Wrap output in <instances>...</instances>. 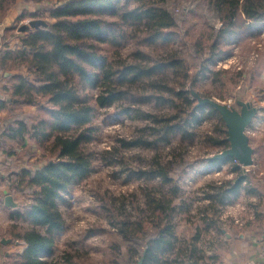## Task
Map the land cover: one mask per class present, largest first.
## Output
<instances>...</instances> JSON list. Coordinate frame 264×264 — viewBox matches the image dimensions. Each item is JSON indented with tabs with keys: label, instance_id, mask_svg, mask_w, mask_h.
I'll use <instances>...</instances> for the list:
<instances>
[{
	"label": "trees",
	"instance_id": "16d2710c",
	"mask_svg": "<svg viewBox=\"0 0 264 264\" xmlns=\"http://www.w3.org/2000/svg\"><path fill=\"white\" fill-rule=\"evenodd\" d=\"M14 1L0 0V25ZM170 1L66 0L29 15L46 24L27 25L14 48H8L5 40L23 24L3 29L0 71L9 75L7 98H0V149L11 140L22 143L29 138L49 156L37 168L22 166L0 177L29 198L8 207L10 218L25 224L14 235L25 244L16 264H77L68 251H57L59 236L67 228L61 204L90 175L99 158L93 145L99 111L112 108L108 120L142 111L148 124L131 137L119 138L120 149H156L160 143L186 141L193 135L192 124L212 118L219 134L213 146L229 147L221 114L209 104L197 105L190 87L195 89L199 73L210 74V63L227 55L232 41L262 30L264 0H184L193 11L204 8L210 14L194 44L198 58L194 73L179 49H171L182 38L179 25L185 6L175 11ZM24 17L22 13L17 21ZM131 43L133 48L124 56L123 49ZM162 49L168 52L160 54ZM150 101L165 103L168 115L144 112L143 105ZM25 106L34 107L31 115L25 113ZM216 160L230 164L229 170L237 175L214 185V193H206L209 209L223 205L227 196H237L246 178L232 156L210 163ZM171 170L157 156L149 169L137 170L138 179L157 177L160 185L152 193L144 191V212L136 220L115 223L130 244L131 255L138 261L144 254L142 264H199L204 255L199 236L189 243L176 233L177 221L172 219L181 196ZM202 222L221 233L213 221Z\"/></svg>",
	"mask_w": 264,
	"mask_h": 264
},
{
	"label": "rangeland",
	"instance_id": "374dc122",
	"mask_svg": "<svg viewBox=\"0 0 264 264\" xmlns=\"http://www.w3.org/2000/svg\"><path fill=\"white\" fill-rule=\"evenodd\" d=\"M65 1L20 0L19 5L25 7H19L17 11L22 9L20 15L24 13L26 17L17 21L16 25H28L31 20L29 15L32 13L41 12L50 5L62 4ZM14 4L12 3L11 7ZM169 5L174 7L175 11H179L182 5L185 6V14L179 25L182 38L171 49H179L191 65L190 72L194 73L198 62L194 44L205 22L210 19V14L204 8L193 11V7L184 0H171ZM213 23L216 27L220 25L215 19ZM17 30L19 31V27ZM1 41L4 42L2 36ZM132 48L133 43L123 49L122 54L125 56ZM166 52L168 51L162 49L160 54ZM204 55L205 53L202 59ZM212 62L210 74L199 73L197 76L198 81L195 89L193 88L195 91L201 96L215 98L216 101L236 108H239L237 99L251 101L259 106V112H264V27L256 35H249L247 38L244 36L239 42L232 41L230 52ZM217 72L220 73L215 75ZM112 110L110 108L109 111H99L94 120L97 133L93 145L99 158L95 161L90 175L73 189L67 202L61 204L67 228L59 236L57 251H68L77 264H135L137 260L128 250L130 244L117 232L115 223L128 219L136 220L139 214L144 212V191L152 193L154 188L159 187V178L147 180L145 177L138 179L137 176V170L149 169L155 156L160 162L171 165L173 183L180 189L181 200L172 219L177 221L178 237L188 239L190 243L193 237L199 236L198 244L206 250L213 247L210 239L216 237L221 239L222 242H219L224 247V238L218 233L219 230L216 231L213 225L207 226L209 222L204 224L202 221H213L220 225V228H229L226 220L236 213L234 207H242L249 201L244 198L243 192H240L237 196H227L223 205L209 209L212 207L209 206L206 193H214V185L221 181L233 180L237 175L230 174V164L218 160L216 164H211L208 158L223 150L213 146L214 139L219 135L216 119L192 124L189 130L193 131V135L186 141L179 142L177 139L169 145L160 143L156 149L138 147L124 150L120 149L117 140L135 135L148 123L142 119V111L137 113V110L128 116L118 115V120H108L106 116ZM143 110L155 112L159 117H165L169 113L167 105L163 102L150 101L143 105ZM33 111L34 109L25 113L31 115ZM259 112L255 119L264 116ZM248 130L251 142L260 144L263 139L264 144V128L258 130L249 126ZM252 132L257 134L252 136ZM2 146L5 148L0 149V169L3 173L1 178H5L8 171L22 166L37 168L49 158L43 153V149L29 138L22 143L11 140ZM106 149L110 153L106 152ZM260 150L264 152V146ZM8 152L13 153L10 155ZM171 160L174 161L170 163ZM240 166L245 177L251 178L252 181L260 179V164L255 166L254 173ZM1 184L3 189L11 193L8 195H11L17 204L22 200L29 201L28 195H24L20 190L10 189L2 180ZM0 194L5 193L0 190ZM6 212L3 209L0 211V237L9 239L8 243L0 245L4 259L2 264H16L17 255L24 244L14 235L25 224L8 219L10 216ZM137 249L142 250V239L139 240Z\"/></svg>",
	"mask_w": 264,
	"mask_h": 264
},
{
	"label": "crops",
	"instance_id": "0c3cea01",
	"mask_svg": "<svg viewBox=\"0 0 264 264\" xmlns=\"http://www.w3.org/2000/svg\"><path fill=\"white\" fill-rule=\"evenodd\" d=\"M14 3L15 4L12 7H9L7 15L1 24V35L4 28L14 27V25H16L17 18L22 10L21 9L17 11V9H19V7H25L24 5H19L20 0H16ZM22 27L23 25L19 27V31L17 30V32L15 31L12 35L7 37L5 41L8 48L19 46L20 38L24 35V29H22ZM7 75H9L8 72L3 73L0 71V98H7L4 89ZM257 107L259 108V106ZM33 109L34 107L25 106L26 111H31ZM259 114L264 115V112H259ZM263 118L264 116L262 118L259 117L258 119H255L254 117L249 126H254L258 130H263ZM248 132L249 131H247V133ZM254 134L257 133L252 132V136H255ZM262 141L263 139L261 140L260 144L250 141V144L253 147V164L242 167L244 170L252 171L253 173L256 170L254 169L256 168L255 166L260 164L262 167L258 169L260 174V179L258 181H252L251 178L246 177L242 182L243 187L240 190L243 192L242 194H244V198H248L247 201H249V203H245L242 207H234L237 214L235 213L233 216L230 215L229 220H226L228 221L227 225L230 227H221L220 234L224 238V247L221 246V243L219 242L221 239H216V237L213 240L210 239V242H213V247H211L209 250L204 249L203 258L199 259V264H264V152L260 150V148L264 146ZM230 174H233V172L230 171ZM3 187L4 186L1 184L0 190H2L5 194H0V211L3 209L7 211L6 213H9L8 207L10 206L5 204V196L11 193L8 192V190L3 189ZM8 242L9 239L0 237V245L6 244ZM24 247L25 244L23 245V249ZM23 249H21L19 252H21ZM4 255L7 257V252H5ZM3 262L4 259H2V253L0 250V264Z\"/></svg>",
	"mask_w": 264,
	"mask_h": 264
},
{
	"label": "water",
	"instance_id": "95a60500",
	"mask_svg": "<svg viewBox=\"0 0 264 264\" xmlns=\"http://www.w3.org/2000/svg\"><path fill=\"white\" fill-rule=\"evenodd\" d=\"M40 24H46V20L43 19H31L29 26L38 27ZM26 24L22 29L26 28ZM192 97H196L197 105L209 104L213 106L221 114L226 126H227V138L229 141V147L223 149L211 157L212 159H223L227 156H232L240 165L250 166L253 164V147L250 144V137L247 134V127L251 123L252 119L258 112V107L252 104L251 101H244L237 99L236 103L239 108H236L227 103L216 101L213 98L201 96L194 89H190ZM3 173L0 169V177ZM5 204L7 206H17V203L13 201L11 195L5 196ZM145 253V252H144ZM144 260V254L138 259L136 264H142Z\"/></svg>",
	"mask_w": 264,
	"mask_h": 264
},
{
	"label": "built area",
	"instance_id": "2783aa9c",
	"mask_svg": "<svg viewBox=\"0 0 264 264\" xmlns=\"http://www.w3.org/2000/svg\"><path fill=\"white\" fill-rule=\"evenodd\" d=\"M27 21H28V20H27ZM27 21H26V22H27ZM0 29H2L1 25H0ZM3 43H4V42L1 41V34H0V49L2 48ZM248 128H249V126L247 127V131H249ZM237 221H240V220H237ZM263 250H264V242H263Z\"/></svg>",
	"mask_w": 264,
	"mask_h": 264
}]
</instances>
